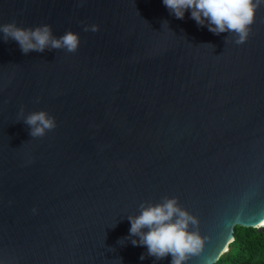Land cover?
<instances>
[{"label":"water","instance_id":"95a60500","mask_svg":"<svg viewBox=\"0 0 264 264\" xmlns=\"http://www.w3.org/2000/svg\"><path fill=\"white\" fill-rule=\"evenodd\" d=\"M13 21L80 44L25 54L0 32V264H170L129 235L170 198L203 240L184 264L264 230V2L239 45L162 0H0ZM40 110L56 127L32 137Z\"/></svg>","mask_w":264,"mask_h":264},{"label":"clouds","instance_id":"9594fccd","mask_svg":"<svg viewBox=\"0 0 264 264\" xmlns=\"http://www.w3.org/2000/svg\"><path fill=\"white\" fill-rule=\"evenodd\" d=\"M170 14L177 19H183L186 11L198 26L207 23L208 30L219 35L223 32L236 34V44H243L248 39L255 14L264 0H162ZM91 31L98 30V25H91ZM89 30L85 27V31ZM0 32L4 40L16 41L21 51L43 52L46 48L65 49L76 52L79 44V34L67 31L56 37L48 24L25 28L15 21L0 24ZM25 123L30 126L32 137H42L56 127L55 117L46 111L31 112ZM138 216L129 217L130 236H138L132 240L133 246H145L147 256L162 260L171 256L170 264H184L190 255L199 254L203 248V240L197 232L189 231V224H196L195 217L182 209L176 198L165 199L164 202L141 206ZM142 253L140 259H145Z\"/></svg>","mask_w":264,"mask_h":264},{"label":"trees","instance_id":"16d2710c","mask_svg":"<svg viewBox=\"0 0 264 264\" xmlns=\"http://www.w3.org/2000/svg\"><path fill=\"white\" fill-rule=\"evenodd\" d=\"M234 237L228 252L214 264H264V230L236 226Z\"/></svg>","mask_w":264,"mask_h":264}]
</instances>
